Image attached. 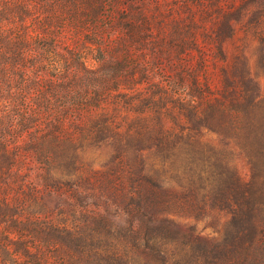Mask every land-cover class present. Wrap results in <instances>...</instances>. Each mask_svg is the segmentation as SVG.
<instances>
[{
  "label": "trees",
  "instance_id": "trees-1",
  "mask_svg": "<svg viewBox=\"0 0 264 264\" xmlns=\"http://www.w3.org/2000/svg\"><path fill=\"white\" fill-rule=\"evenodd\" d=\"M182 5L185 18L155 0H0V264H264V95L247 47L226 51L237 27L264 18V0L233 1L211 22L216 91L199 41L208 7ZM257 45L264 73V38ZM155 108L178 131L157 110L125 130L112 113ZM86 141L109 150L101 174L121 180H147L144 153L182 143V192L122 181L87 192L94 183L74 175ZM231 156L245 160L248 181ZM28 160L38 168L23 173ZM34 172L38 184L20 192ZM55 201L81 219L54 215ZM166 206L206 217L211 234Z\"/></svg>",
  "mask_w": 264,
  "mask_h": 264
},
{
  "label": "rangeland",
  "instance_id": "rangeland-1",
  "mask_svg": "<svg viewBox=\"0 0 264 264\" xmlns=\"http://www.w3.org/2000/svg\"><path fill=\"white\" fill-rule=\"evenodd\" d=\"M159 2L161 6H163L164 12L163 14L169 16H176L177 18L180 16L181 18H185L186 14L182 11L183 0H155ZM236 1L237 3H242L243 0H205V4L208 7L207 12H209V16H204L202 13L199 15L204 18L209 19L210 24L205 27L201 37L199 38L200 45L208 52L207 60H208V78L209 82L214 89V91L220 88V80L218 76V68L222 65L221 62H217L214 57V48L212 45L207 44V40L212 32V24L211 22L216 17V13L218 12L219 8L226 9L231 4V2ZM165 5V8H164ZM170 6H174V11L172 12V8ZM155 6L154 3L152 7ZM168 6V7H167ZM182 6V9H181ZM206 12V13H207ZM206 15V14H205ZM259 38H264V18L262 20H251L243 26L237 27V32L235 39L229 42L226 45V51L228 52L229 57H231L234 51L237 48L247 47L248 55L252 57L251 65H252V72L257 78L259 85L262 90V94L264 95V73H263V65L257 64V58L253 55L255 51V47L257 45V41ZM262 45V44H261ZM138 102L134 103L137 105ZM123 111L112 112L115 113L114 121L121 126V130L127 129L128 125L133 123L132 121L136 122L139 117H143L145 119L154 118V111L157 110L156 108L153 110H149V112L143 113V115H138L137 112L127 113L124 111L125 109H120ZM161 113V120L164 123L165 129H173L174 131H178L176 129V123L172 121L166 115L162 109L157 110ZM177 110H172L174 116L176 115ZM171 113V114H172ZM131 122V123H130ZM175 133V132H173ZM214 139L213 136H208V140ZM205 141V140H204ZM213 145H216L217 142L210 140ZM182 143H179L176 147L167 146L166 148H157L152 149L149 152L144 153V161H145V173L147 175V180L142 178V175L139 177H135L132 175L131 179H119L116 178L113 174H107L103 176L101 173H105L108 171V159H109V150L106 147L98 148L94 146L88 145L86 141L84 144L78 146L76 151V158L74 159V164L76 166V177L81 178H88L91 182L94 183V190L87 191V192H111L112 189L109 188L110 181L112 184H116L118 182H124V186L128 191H137L140 192L141 190H149L153 189L154 192H163L165 193L168 198L177 196L180 192H182L181 186L184 184L183 180L185 172L187 170V161L188 158H184V152L182 150ZM184 146V145H183ZM184 149V148H183ZM229 165L234 168L237 175L239 176L242 182H246L249 180L250 177V170L247 166L244 159L238 156H231L229 159ZM194 166V165H193ZM38 164L28 160L24 165V171L32 172L37 170ZM110 173V172H109ZM36 174L37 172L32 173L29 175L28 183L24 186V189L20 192H29L28 184L30 181H34L32 186L37 185L38 181H36ZM109 175V176H108ZM116 181V183H115ZM65 185L64 187H66ZM109 186V187H108ZM98 187V189H97ZM156 190H155V189ZM69 192V191H66ZM83 192H86L85 190ZM115 192H121V188L116 190ZM168 210L172 212H176L181 216L182 222L195 225L197 230L206 229L203 231L204 234H211V223L206 219V217L201 216L197 218V223L194 221L195 213L192 216L184 213V210L179 209L177 206L169 207L166 206ZM51 209L54 212V215L59 214L61 218H67L68 221L74 220L75 218L80 220L81 219V212L78 211L73 218L71 212L74 210L69 208L68 206L62 205L60 202L55 201L54 204L51 205ZM112 210L116 211V208L113 207Z\"/></svg>",
  "mask_w": 264,
  "mask_h": 264
}]
</instances>
